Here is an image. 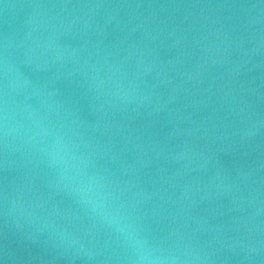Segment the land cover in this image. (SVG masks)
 I'll return each instance as SVG.
<instances>
[{
	"label": "water",
	"instance_id": "1",
	"mask_svg": "<svg viewBox=\"0 0 264 264\" xmlns=\"http://www.w3.org/2000/svg\"><path fill=\"white\" fill-rule=\"evenodd\" d=\"M0 264H264V0H0Z\"/></svg>",
	"mask_w": 264,
	"mask_h": 264
}]
</instances>
